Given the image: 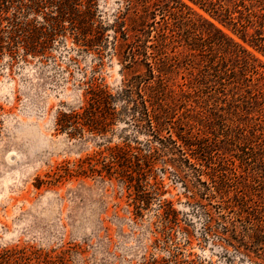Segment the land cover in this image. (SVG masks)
Instances as JSON below:
<instances>
[{
  "label": "rangeland",
  "instance_id": "374dc122",
  "mask_svg": "<svg viewBox=\"0 0 264 264\" xmlns=\"http://www.w3.org/2000/svg\"><path fill=\"white\" fill-rule=\"evenodd\" d=\"M234 1L223 3L233 8ZM246 4L257 9L256 0ZM120 5V0H99V17L107 27L96 46L100 52L78 43L69 30L44 54L26 56L20 49L14 58L8 52L0 55V264H139L150 256L174 264L175 255L203 264H264L255 257V251L264 254L259 246L251 243L247 256L246 249L236 250L222 235L205 234L202 208L191 198L196 184L190 170L182 178L160 159L156 166H142L138 176V166L111 163L109 147L146 148L149 138L124 117L103 133L85 129L83 135H70L56 125L59 112L85 104L91 81L103 82L112 93L123 86L126 70L115 53L111 26ZM181 31L167 30L156 68L163 72L175 126L191 123L197 142L210 145L211 166L203 169L227 180L230 207L224 212L241 227L246 221L236 217L238 201L253 210L264 207L260 170L240 166L236 157L239 127L251 119L247 121L238 88L208 75V55L192 50ZM254 52L264 61L263 54ZM213 58L215 65L220 62V54ZM141 68L137 74L145 71ZM122 167L134 176L132 183L119 175ZM142 192L147 203L139 199ZM167 206L177 214L172 224L165 222Z\"/></svg>",
  "mask_w": 264,
  "mask_h": 264
},
{
  "label": "trees",
  "instance_id": "16d2710c",
  "mask_svg": "<svg viewBox=\"0 0 264 264\" xmlns=\"http://www.w3.org/2000/svg\"><path fill=\"white\" fill-rule=\"evenodd\" d=\"M189 1L231 29L249 47L184 0H120L119 11L111 26L115 32V53L126 70L123 86L112 93L103 82L91 81L84 92L85 104L79 110L59 112L56 125L60 130H70V135H83L85 129L103 133L117 119L124 117L137 133L149 138L146 148L131 144L109 147L113 165L138 166L135 170L138 176L142 166H156L160 159L164 166H173L182 178L185 171L190 170L196 184L191 198L202 208L206 219L205 234L222 235L236 250L246 249L247 256H250L251 243L264 253L263 205L253 210L246 202L238 201L236 217L245 219L246 223L240 227L236 220H228L224 211L230 207L229 184L215 172L204 171L203 166H211L208 161L212 159V149L209 144L197 142L192 124L175 126L172 105L166 98L168 88L163 72L158 66L156 68L161 46L168 38L167 30L178 31L180 35L184 29L183 34H187L184 38L191 49L208 55L211 62L208 69L212 70L208 75L238 88L243 111L251 123L239 127V142L235 140V145L240 153L236 157L240 166H255L264 178V61L254 52L264 55V7H261L264 0H256L257 9L253 8L254 4L247 5V0H235L233 8L223 0ZM236 12H239L238 16ZM170 19L174 21L172 26ZM69 30L78 43L98 50L96 46L105 39L107 30L99 17V0H0V55L8 52L14 58L20 49L26 56L44 54L57 36H66ZM151 38H154V45L149 44ZM156 40L160 45H156ZM217 53L220 54V66L219 63L215 65L213 58ZM141 67L145 71L137 74ZM251 114L256 117H250ZM119 175L130 183L134 179L124 167ZM203 175L208 178L202 180ZM138 196L147 203L145 192ZM216 198L219 203L213 204ZM164 212L165 222L172 224L176 211L167 206ZM255 253V257L264 260V254ZM174 257V264H203L193 259H179L177 255ZM169 263L163 257L150 256L139 264Z\"/></svg>",
  "mask_w": 264,
  "mask_h": 264
}]
</instances>
